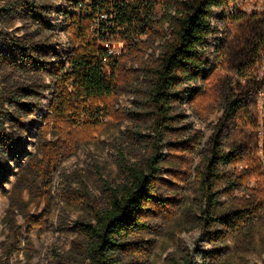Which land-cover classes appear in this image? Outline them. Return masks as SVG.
I'll use <instances>...</instances> for the list:
<instances>
[{"label":"rangeland","instance_id":"1","mask_svg":"<svg viewBox=\"0 0 264 264\" xmlns=\"http://www.w3.org/2000/svg\"><path fill=\"white\" fill-rule=\"evenodd\" d=\"M11 4L17 7L15 12L0 17V50L6 33L53 44L58 51L72 48L62 14L69 7L68 0H0V9ZM24 4L36 5L52 30L36 27L22 10ZM164 11L159 10V18ZM223 16L217 11L212 19L215 34L209 37L208 54L214 64L232 26ZM161 31V35L155 32L137 37L141 46L132 40L134 51L121 35L113 38L118 69L111 115L100 131L83 123L71 144L60 138L67 137L71 126L60 132L48 118L53 91L49 79L0 72V90L16 92L33 86L41 92L32 100L35 112L26 120L29 126L22 136L23 152L10 159L0 154L4 171L0 181V264H89L84 240L76 232L77 223L94 224L96 213L107 208L111 191L127 182L128 169L147 172L158 153L163 156L161 191L169 208L162 217L148 220L151 233L133 240L134 252L123 264H264V210L251 215L243 225L226 230L206 222L207 206L196 190L199 170L205 168L203 160L224 114L222 89L229 84L238 91L246 81L221 66L215 86L208 84L212 94L199 99L196 110L186 102L177 106L176 114L181 117L176 130L167 131L159 141L148 100V68L156 66L171 39L168 25ZM254 114L255 106L251 108L255 120ZM234 129V135L247 140V152L254 157L256 127ZM249 186L254 189L257 182L252 179ZM250 198V193L243 191L221 198L214 217H225ZM218 234L223 235L220 242L213 240Z\"/></svg>","mask_w":264,"mask_h":264},{"label":"trees","instance_id":"2","mask_svg":"<svg viewBox=\"0 0 264 264\" xmlns=\"http://www.w3.org/2000/svg\"><path fill=\"white\" fill-rule=\"evenodd\" d=\"M233 1L68 0L69 7L62 14L72 48L68 52L58 51L53 44L6 33L0 50V72L14 71L49 79L53 91L48 118L52 128L60 132L71 126L67 137L59 133L60 138L69 139L71 144L83 123L92 131H100L111 115L118 63L103 44L112 43L114 37L121 35L122 41L129 43L134 51L137 37L155 32L161 35L168 25L171 39L166 42L156 66L148 68V100L155 113L154 133L159 141H163L167 131L176 130L181 117L176 114V107L186 102L196 110L198 100L212 94L213 88L208 84L215 86L224 67L246 81L245 85H239L238 91L229 84L222 89L224 114L203 160L205 168L199 170L196 188L207 206L206 222L226 230L236 228L264 210V174L247 152V140L232 133L233 128L241 125L256 127L251 108L256 104L260 88L254 74L258 54L264 50V16L223 11ZM80 5L83 8L78 11ZM16 8L11 4L0 9V17L10 16ZM21 8L36 27L52 30L36 5L24 4ZM160 9L165 10L161 18ZM217 11H222L223 19L232 26L219 49L220 59L214 64L208 52L209 37L215 34L212 19ZM132 40L134 44L130 43ZM32 87L24 86L16 92L0 90V154L5 158H15L23 152L22 136L29 126L26 120L35 112L32 100L41 93ZM162 161L163 156L158 153L150 161L147 172L128 169L127 182L111 191L108 206L96 213L95 223H77L76 232L84 240L89 264H123V259L134 252L133 240L151 233L148 220L162 217L169 208L168 198L161 191ZM3 173L0 168V181ZM252 179L257 182L254 189L249 186ZM237 191L248 192L251 198L225 217H214L220 199ZM213 238L220 242L223 235Z\"/></svg>","mask_w":264,"mask_h":264},{"label":"built area","instance_id":"3","mask_svg":"<svg viewBox=\"0 0 264 264\" xmlns=\"http://www.w3.org/2000/svg\"><path fill=\"white\" fill-rule=\"evenodd\" d=\"M82 8V5H80L78 11ZM223 11L230 14H239L244 16H264V0H234L227 5ZM111 44L112 43H104L103 47L109 50V54L114 55ZM254 77L260 86L254 114V121L257 129V142L254 158L259 171L264 174V50H261L258 54V63L256 65ZM238 168L241 167L238 166Z\"/></svg>","mask_w":264,"mask_h":264}]
</instances>
